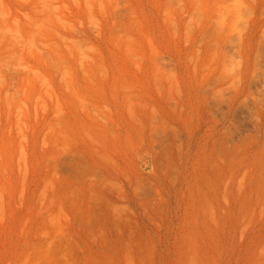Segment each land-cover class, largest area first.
Listing matches in <instances>:
<instances>
[{
    "label": "rangeland",
    "instance_id": "374dc122",
    "mask_svg": "<svg viewBox=\"0 0 264 264\" xmlns=\"http://www.w3.org/2000/svg\"><path fill=\"white\" fill-rule=\"evenodd\" d=\"M0 264H264V0H0Z\"/></svg>",
    "mask_w": 264,
    "mask_h": 264
}]
</instances>
